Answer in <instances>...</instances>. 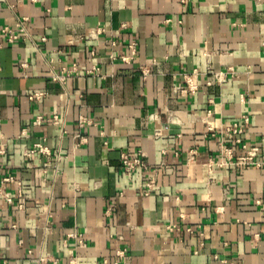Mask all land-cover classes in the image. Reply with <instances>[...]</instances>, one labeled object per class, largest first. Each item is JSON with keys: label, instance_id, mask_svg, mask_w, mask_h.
Returning <instances> with one entry per match:
<instances>
[{"label": "crops", "instance_id": "1", "mask_svg": "<svg viewBox=\"0 0 264 264\" xmlns=\"http://www.w3.org/2000/svg\"><path fill=\"white\" fill-rule=\"evenodd\" d=\"M0 264H264V0H0Z\"/></svg>", "mask_w": 264, "mask_h": 264}, {"label": "built area", "instance_id": "2", "mask_svg": "<svg viewBox=\"0 0 264 264\" xmlns=\"http://www.w3.org/2000/svg\"><path fill=\"white\" fill-rule=\"evenodd\" d=\"M26 21H27L26 17L18 19L14 26L4 27L1 30V33L6 37V39L9 42H13L19 37L18 32L26 31ZM42 39L44 40L45 38L43 37ZM111 43L114 45L115 42L111 41ZM136 45L137 43L135 41L130 42V44L128 45L130 54L122 55L121 58L123 60H128L132 58V56H134V54L136 53ZM196 73H198V71L194 69L192 71V74H196ZM206 73L211 75L215 79L216 82H222V81H225L226 78L228 77L237 75V71L232 66L226 68L225 70H214L211 67H208L206 70ZM52 77L53 79H57V80L62 79V76L55 74V73L52 75ZM186 81L188 83V90L193 91L196 88V85L191 82L189 75L187 76ZM40 95H41L40 93H36V94L31 95L30 98H38L40 97ZM207 115H210L209 111L207 112ZM41 122L57 124L59 122V118L57 115H53L51 117L37 116L33 123L40 124ZM247 122H248V118L246 116H243L240 121L233 122L231 124H227L223 126L220 129V136L222 137L223 140H225L226 138L230 136H235V139H234L235 142L241 143L242 141L241 135L243 134V131H244V124H246ZM86 124H91V120L86 117L81 116L79 120V126H84ZM207 126H208L207 127L208 131L212 132L211 134H214L213 127L209 125ZM242 149H243V153L236 158L235 162L237 164H242V165H256L254 157L257 151L259 150V148L257 146L247 147L245 144H242ZM221 150L226 155L229 154L228 153L229 148L226 146L224 142H222L221 144ZM36 152L45 153V154L49 153L48 148L45 145L41 143H35L33 144L32 147L24 151V155L27 157H31ZM120 160H121L123 170L125 172H131L132 170L138 167H146L145 163L139 156L132 157V156H129V154L126 152L121 153ZM47 167H48V163H44L43 170H46ZM4 180H9V178H5ZM151 188H152V182L147 181L143 186V193L147 194L151 190ZM6 199L9 200V198H6ZM169 229H172V227H169Z\"/></svg>", "mask_w": 264, "mask_h": 264}]
</instances>
